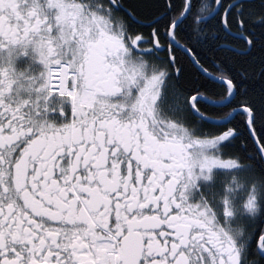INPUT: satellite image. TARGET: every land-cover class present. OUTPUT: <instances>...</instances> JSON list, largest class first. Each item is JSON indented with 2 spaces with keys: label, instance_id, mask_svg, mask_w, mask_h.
<instances>
[{
  "label": "snow or ice",
  "instance_id": "6c2138e0",
  "mask_svg": "<svg viewBox=\"0 0 264 264\" xmlns=\"http://www.w3.org/2000/svg\"><path fill=\"white\" fill-rule=\"evenodd\" d=\"M0 264H264V0H0Z\"/></svg>",
  "mask_w": 264,
  "mask_h": 264
}]
</instances>
